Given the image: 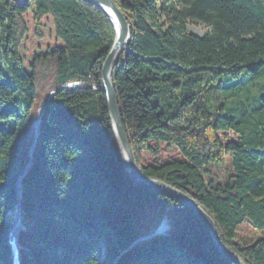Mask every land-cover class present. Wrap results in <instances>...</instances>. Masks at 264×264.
Instances as JSON below:
<instances>
[{
	"label": "trees",
	"instance_id": "trees-1",
	"mask_svg": "<svg viewBox=\"0 0 264 264\" xmlns=\"http://www.w3.org/2000/svg\"><path fill=\"white\" fill-rule=\"evenodd\" d=\"M114 1L131 25L112 76L137 166L189 194L245 264H264V0ZM201 22L204 34L189 30ZM115 35L86 0H0V264L44 103L22 178L23 264H100L101 251L103 264H237L187 203L132 180L100 89ZM49 58L47 100L35 80ZM76 80L85 86L59 88ZM162 143L180 155L145 162ZM164 219L166 234L134 244ZM245 222L261 231L248 242Z\"/></svg>",
	"mask_w": 264,
	"mask_h": 264
},
{
	"label": "water",
	"instance_id": "water-1",
	"mask_svg": "<svg viewBox=\"0 0 264 264\" xmlns=\"http://www.w3.org/2000/svg\"><path fill=\"white\" fill-rule=\"evenodd\" d=\"M15 1L19 3H24L28 0H15ZM86 1H89L101 7L109 16L110 20L112 21L115 27L116 35L114 38V42L102 66V85L100 89H102L105 92L108 110H109V116L114 130V134L117 143L124 155L127 169L132 180L134 181L135 184L139 186L151 187L157 190L167 192L187 203L191 207V209L195 211L207 223V225L210 228L213 241L216 244V246L221 250V252L227 255L228 257L232 258L234 261H236L237 264H245L242 258L237 253L228 249L223 244L220 238L218 227L215 221L213 220V218L204 209H202V207L189 194L185 193L180 189L173 187L172 185L158 178L146 177L141 173L135 161L129 139L127 137L126 131L123 126L120 110L116 100V93H115V87L112 76V70L115 63V59L117 58L119 53L121 51H130L129 42L131 38V25L126 19L122 10L118 7V5L114 0H86ZM65 86L66 85H60L59 88ZM51 95L52 93L48 96L47 100L50 99ZM46 105L47 103H44L38 111V117L35 123L36 138L39 135V124L41 121V117L45 111ZM34 148H35V143L30 150L31 158L29 164L27 165V169H29L32 166V163L34 161V155H33ZM21 179L22 176L19 177L17 184H21L20 183V181H22ZM117 264L119 263L117 262Z\"/></svg>",
	"mask_w": 264,
	"mask_h": 264
},
{
	"label": "rangeland",
	"instance_id": "rangeland-1",
	"mask_svg": "<svg viewBox=\"0 0 264 264\" xmlns=\"http://www.w3.org/2000/svg\"><path fill=\"white\" fill-rule=\"evenodd\" d=\"M188 28L190 31L202 35L206 32V30L208 29V26L202 22L200 24L190 23L188 25ZM55 68H56V60L54 58H49V59L41 60L38 62L37 77H36L35 83H36V87H37L39 92L46 93L49 95L51 93L52 94L54 93L53 89L56 85V82L54 79ZM76 86H83V84H78ZM228 137L236 139L237 135H235L233 132L229 131ZM35 145H36V143H35ZM31 146H29L30 150H31ZM30 150H29V154H30ZM179 155H180L179 151L176 148L168 146L166 143H162L159 146V151L157 154H150V153L145 154L143 156V160L145 162L146 161L153 162L155 160H158L160 162H164V161L168 160V158H170V157H178ZM20 172L21 171H19V173H18L19 175H20ZM12 212H13V214H12ZM8 218L11 221V224H12V222L14 223L16 221H20V222L22 221L23 224H25V227L30 226L32 224V218L27 217L25 215L21 205H20V207L16 206L12 210H10L8 213ZM165 221H162V222H165L166 226H163L161 223H159L155 229L160 230L159 228L161 227V228H163L164 232L167 233V230L170 228V224L168 223L167 219ZM22 228H24V226ZM237 231H238L237 238L241 241H244V242H248L249 240H251V238L255 239L259 234H261V231L253 229L249 222H245V223L241 224L238 227ZM151 232L152 231H150L147 235H151ZM147 235H145L144 237L142 236L143 238L141 241H145L150 237ZM31 249H32V247H30V246H26V248H25L28 259H30L28 251ZM98 258L100 260V264H103L104 258H105V254L103 251H101L99 253ZM109 264H117V263L115 262V263H109Z\"/></svg>",
	"mask_w": 264,
	"mask_h": 264
},
{
	"label": "bare ground",
	"instance_id": "bare-ground-1",
	"mask_svg": "<svg viewBox=\"0 0 264 264\" xmlns=\"http://www.w3.org/2000/svg\"><path fill=\"white\" fill-rule=\"evenodd\" d=\"M70 82H73V81H68V82H66V83H64V84H62V85H66L65 87H73V86H70ZM76 85H78V84H76ZM40 109V108H39ZM34 135L36 136V128H35V130H34ZM34 143H36V140H35V137H34V140H33V143H32V146H31V148L33 147V145H34ZM122 155H123V153H122ZM30 158H31V154H30ZM123 158H124V155H123ZM124 160H125V158H124ZM29 161H30V159H29ZM29 161H28V163H27V165L29 164ZM30 169V168H29ZM29 169H27V166L24 168V170H23V172L18 176V178L20 177V176H22V178L25 176V174L27 173V171L29 170ZM22 180V179H21ZM20 183L21 184H15V187H16V189H17V204H16V206H19L20 207V205L22 206V195H23V189H22V181H20ZM15 206V207H16ZM14 207V208H15ZM18 208V207H17ZM22 209H23V207H22ZM12 214H13V212H12ZM166 219H164V220H162V221H165ZM160 222L163 226H166L165 224V222ZM13 223V222H12ZM160 230H158L159 232H157V234H161L160 232H162V231H164L163 230V228H159ZM156 230V229H155ZM164 234H166L165 232H164Z\"/></svg>",
	"mask_w": 264,
	"mask_h": 264
},
{
	"label": "built area",
	"instance_id": "built-area-1",
	"mask_svg": "<svg viewBox=\"0 0 264 264\" xmlns=\"http://www.w3.org/2000/svg\"><path fill=\"white\" fill-rule=\"evenodd\" d=\"M76 84H83V86H85V82L83 80H76V81L70 82V86L76 87Z\"/></svg>",
	"mask_w": 264,
	"mask_h": 264
}]
</instances>
